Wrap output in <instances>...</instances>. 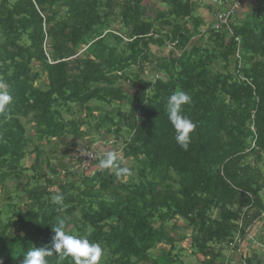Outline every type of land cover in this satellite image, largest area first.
Listing matches in <instances>:
<instances>
[{"label":"trees","instance_id":"obj_1","mask_svg":"<svg viewBox=\"0 0 264 264\" xmlns=\"http://www.w3.org/2000/svg\"><path fill=\"white\" fill-rule=\"evenodd\" d=\"M229 2L0 0V81L12 97L0 111L2 264L51 247L58 216L100 245L99 264H187L186 251L221 264L263 218L264 0L213 29ZM176 91L191 97L187 151L165 111ZM92 133L121 142L116 164L130 175L101 169V152L89 172L64 160Z\"/></svg>","mask_w":264,"mask_h":264},{"label":"clouds","instance_id":"obj_2","mask_svg":"<svg viewBox=\"0 0 264 264\" xmlns=\"http://www.w3.org/2000/svg\"><path fill=\"white\" fill-rule=\"evenodd\" d=\"M12 97L7 91V85L0 81V111L4 110L11 102ZM191 102V97L184 91H176L166 101L165 111L169 122L175 132L176 143L185 151L188 150L192 139V133L196 125L183 114V106ZM117 156L113 152L107 153L99 159L101 169L117 168V175H130L128 168L119 167L116 164ZM53 202L63 207V196L55 195ZM67 219L56 217L54 224L50 225L54 233L51 247L33 246L24 255L23 264H49L48 257L54 253L57 256V264L65 258L71 257L74 264H99L103 250L97 243L77 235L68 233L66 229ZM2 264V262H0Z\"/></svg>","mask_w":264,"mask_h":264},{"label":"rangeland","instance_id":"obj_3","mask_svg":"<svg viewBox=\"0 0 264 264\" xmlns=\"http://www.w3.org/2000/svg\"><path fill=\"white\" fill-rule=\"evenodd\" d=\"M248 1L249 0L243 1L242 2L243 5L241 4V6L236 9L238 11V15H240V17H242L243 13L247 12L248 10H249L248 12L253 11V9H254L253 5L251 3H249ZM36 69H38V68H36ZM44 81H45V76L42 75V76H40L39 80H37L36 84L43 83ZM128 89H129V91H132V88L128 87ZM91 104H94V103L91 102ZM28 126H30V125H27V127ZM28 130L32 131L31 127H29ZM89 139H95V141L92 144V147H93L92 149H93L94 152H101V153H105V154H107L109 152H113V153L116 154V156L121 157L122 152H121V149H120V144H121L120 141L117 144H114L110 135H104V136H102L100 138V135H96V134L92 133L89 136H86L85 138H83L82 141H76V142L74 141V143H76V145L74 144L75 146L73 145L70 148V150L68 151L69 154L64 158V160L68 161L69 159H71V161L73 162V159H76L75 157L78 158L77 151L79 153V151H83V149H86V148H83L81 145L86 144L87 141H89ZM104 142H105V144H104ZM83 146H85V145H83ZM76 160H79V159H76ZM30 161H31V156H26V158L24 159L23 163H24V165H29ZM77 162L78 161H76V163ZM123 162L127 166L131 164V160L129 158L124 159ZM93 169H94V166L91 165V167L88 170H86V172H89V171H91ZM21 187H22V183L19 184L18 189L20 190ZM20 195L22 197H24L21 192H20ZM0 197H1V195H0ZM178 221H180V220H178ZM186 244H187L186 241H183V242L180 243L181 246L187 248ZM183 258L187 262V264H193L194 263V257L191 256L188 253V251H186V253L185 252L183 253Z\"/></svg>","mask_w":264,"mask_h":264},{"label":"crops","instance_id":"obj_4","mask_svg":"<svg viewBox=\"0 0 264 264\" xmlns=\"http://www.w3.org/2000/svg\"><path fill=\"white\" fill-rule=\"evenodd\" d=\"M231 2L226 3V6ZM245 260H250L251 264H264V214L263 218L249 227V231L246 232L235 249H226L223 252L219 263L244 264Z\"/></svg>","mask_w":264,"mask_h":264},{"label":"built area","instance_id":"obj_5","mask_svg":"<svg viewBox=\"0 0 264 264\" xmlns=\"http://www.w3.org/2000/svg\"><path fill=\"white\" fill-rule=\"evenodd\" d=\"M243 0H232L230 5H227L225 9L216 11L214 15V19L212 20V28L213 29H219L221 27H226L229 29V20L231 18V15L235 11L236 8H238ZM83 151H77L76 159L78 162V166H80L84 171L88 170L92 162L95 160L96 153L93 151V149H89L85 146H82Z\"/></svg>","mask_w":264,"mask_h":264}]
</instances>
